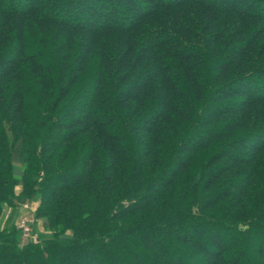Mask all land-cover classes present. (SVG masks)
Masks as SVG:
<instances>
[{"label": "trees", "instance_id": "obj_1", "mask_svg": "<svg viewBox=\"0 0 264 264\" xmlns=\"http://www.w3.org/2000/svg\"><path fill=\"white\" fill-rule=\"evenodd\" d=\"M5 206L0 264H264V0H0Z\"/></svg>", "mask_w": 264, "mask_h": 264}, {"label": "rangeland", "instance_id": "obj_2", "mask_svg": "<svg viewBox=\"0 0 264 264\" xmlns=\"http://www.w3.org/2000/svg\"><path fill=\"white\" fill-rule=\"evenodd\" d=\"M92 63H94V61H92ZM195 139H196L195 135H191L189 138V141L195 140ZM14 191H15V195H18L21 192V187L17 186L14 189ZM37 205H38V203H34L32 201H29V202L21 205L23 207V209L25 210V213L21 218L17 219V221L15 222V228H16L17 232L19 233L18 241H19L20 246L26 245L28 242H37V240H38L37 239L38 235L33 229V226L37 224V220L34 216V213L37 209ZM6 207L7 206H5L4 207L5 210H3L0 213V223H2V224L6 223L7 219L9 218V216L12 213V210L10 208H6ZM28 223H29V226L27 225ZM38 228H39V230L43 231V228L41 227L40 222H38ZM156 235L158 236L159 234H156ZM257 237L259 238V236H257ZM136 254L142 255V257H143V253L139 252L137 248H135L133 250V252H131L129 257L130 258L134 257ZM126 260H128V259H126ZM145 262H147V261H145Z\"/></svg>", "mask_w": 264, "mask_h": 264}, {"label": "built area", "instance_id": "obj_3", "mask_svg": "<svg viewBox=\"0 0 264 264\" xmlns=\"http://www.w3.org/2000/svg\"><path fill=\"white\" fill-rule=\"evenodd\" d=\"M27 225L29 226V223Z\"/></svg>", "mask_w": 264, "mask_h": 264}, {"label": "bare ground", "instance_id": "obj_4", "mask_svg": "<svg viewBox=\"0 0 264 264\" xmlns=\"http://www.w3.org/2000/svg\"><path fill=\"white\" fill-rule=\"evenodd\" d=\"M20 224V223H19ZM18 225V224H17ZM39 233V232H38Z\"/></svg>", "mask_w": 264, "mask_h": 264}]
</instances>
